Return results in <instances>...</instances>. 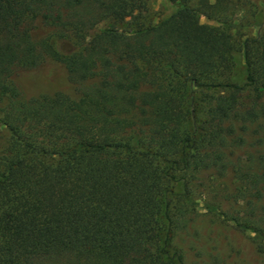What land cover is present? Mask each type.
Instances as JSON below:
<instances>
[{"label": "trees", "instance_id": "trees-1", "mask_svg": "<svg viewBox=\"0 0 264 264\" xmlns=\"http://www.w3.org/2000/svg\"><path fill=\"white\" fill-rule=\"evenodd\" d=\"M167 1L0 0V264H264V0Z\"/></svg>", "mask_w": 264, "mask_h": 264}, {"label": "rangeland", "instance_id": "rangeland-1", "mask_svg": "<svg viewBox=\"0 0 264 264\" xmlns=\"http://www.w3.org/2000/svg\"><path fill=\"white\" fill-rule=\"evenodd\" d=\"M210 1L213 2L214 0H210ZM253 1H256V0H250V4H247V9H249L251 14L255 11V8H253L251 6V5H254ZM146 3H147V9H148L147 10V17L145 19L146 23L147 22H157L158 20L168 16L173 11L172 7L170 6V4L168 3L167 0H146ZM261 10H262V8L260 7V12H261ZM263 13L264 12L262 10L261 14L257 16L259 21H261L262 23H264ZM200 22L203 24H211L212 25V23L208 22L204 17H201ZM101 27H102V25H101ZM256 30H257V26L248 27V28L242 27L238 30V32L242 33L243 35H254ZM233 59H234V67H233L232 81L237 83V84H243V81H244V64H243L242 56L240 53H234ZM55 74H56V79H57L55 86L58 87L60 90H63L65 93H67L69 95H73V93H74L73 87H72V85L68 84L65 81L63 71L58 69L57 72L55 71ZM31 90H32V88H31ZM0 133L6 134L5 130L1 127H0ZM208 194H205V195L199 194L194 199V201H195L194 207L198 211H200V213H205L207 211V208L210 205L216 203V201L214 200L216 198H214V199L212 198L214 193H212V194L208 193ZM223 207L224 208L219 210L218 213L216 214V219H218V221H221V222H225L224 217H222V215H221L222 213H224V215L229 219V218L233 217L237 211L229 202H225L223 204ZM247 234H248L247 231L237 229V228L233 227L232 225H231L230 229L226 228L225 230H223V233L221 234V238L223 240L224 247L222 249H224L225 252L227 251L226 255H230V256H232V259L233 258L236 259L235 251H237L238 246H241L242 250L246 251V248L248 246V242L246 240L245 235H247ZM238 251H240V250H238ZM243 256H245V255H243ZM242 259H244V258H242ZM247 262L248 261H245V259H244L243 264H247Z\"/></svg>", "mask_w": 264, "mask_h": 264}]
</instances>
